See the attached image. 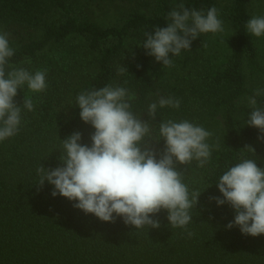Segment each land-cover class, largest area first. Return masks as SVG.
<instances>
[{
  "label": "trees",
  "instance_id": "16d2710c",
  "mask_svg": "<svg viewBox=\"0 0 264 264\" xmlns=\"http://www.w3.org/2000/svg\"><path fill=\"white\" fill-rule=\"evenodd\" d=\"M261 2L185 0L186 8L205 14L215 6L224 30L201 34L165 67L142 45L146 32L167 26L169 12L177 8L171 0H142L122 20L108 22L91 19L77 0H0V33L8 34L14 49L6 74L13 68L34 74L45 62L48 67L45 90L30 96L33 110L22 108L18 132L0 141V264H264V235L228 229L234 210L209 201L221 197L216 184L242 159L264 168V141L246 124L252 111L248 98L264 90V56L246 31ZM61 51L70 66L56 59ZM120 67L127 71L118 73ZM109 85L133 97L130 111L148 123L144 141L158 154L165 146L161 122L188 121L212 133L203 167L195 160L176 166L189 193H201L185 228H173L166 210L154 217L159 229H136L121 218L102 222L75 209L74 202L52 197L47 182L38 190L37 168L61 166L64 139L79 132L81 143L91 145L95 130L81 120L77 96ZM27 91L26 85L18 89L17 106H23ZM161 97L180 100V107L161 108ZM256 100L264 108V91ZM154 102L153 118L148 110Z\"/></svg>",
  "mask_w": 264,
  "mask_h": 264
},
{
  "label": "clouds",
  "instance_id": "9594fccd",
  "mask_svg": "<svg viewBox=\"0 0 264 264\" xmlns=\"http://www.w3.org/2000/svg\"><path fill=\"white\" fill-rule=\"evenodd\" d=\"M168 20L166 27L146 32L142 45L147 55L165 67L173 64L170 56L190 50L201 34L224 30L215 6L205 14L181 3L169 12ZM246 31L252 37L264 36V16L249 19ZM13 55L8 34L0 33V141L18 132L22 108L33 110L31 98L25 97L22 107L14 102L18 89L26 85L32 92H42L46 88V70L33 74L24 68H13L6 74L5 66ZM125 71L124 67L118 68V73ZM262 91L257 89L248 98L252 111L246 124L258 129V140L264 141V108L257 107L256 100ZM131 99L126 88L111 85L79 94L80 118L95 130L90 136L91 145L81 143L79 132L64 139L61 166L37 168L38 190L47 182L53 186L52 197L59 195L74 202L75 209L102 222L115 223L121 218L126 226L136 229H159L160 221L154 217L166 210V219L173 228H185L192 219L189 210L197 205L201 193H189L184 174L176 166L195 160L203 167L211 155L206 140L212 133L188 121L161 122L159 133L165 146L158 154L150 142L144 141L149 125L130 111ZM158 104L161 108H179L180 100L161 97ZM156 109L157 103L149 105L153 118ZM246 149L254 152L251 147ZM216 185L222 198L209 197V201H215L217 206L227 204L235 212L227 228L238 227L245 236L264 235V168L254 160L242 159L225 171Z\"/></svg>",
  "mask_w": 264,
  "mask_h": 264
},
{
  "label": "rangeland",
  "instance_id": "374dc122",
  "mask_svg": "<svg viewBox=\"0 0 264 264\" xmlns=\"http://www.w3.org/2000/svg\"><path fill=\"white\" fill-rule=\"evenodd\" d=\"M80 5L83 7L84 12L91 17L93 20H102L103 22L110 21H119L128 16L134 9L138 8L142 0H77ZM172 3L177 6L179 4H183L185 0H171ZM255 11V16H264V2L258 4L257 9ZM257 41L261 47V54L264 56V36L257 38ZM61 54L56 55V59L59 63L63 65L70 66L71 61L68 55L61 51ZM52 55V54H51ZM74 58L76 60V64L79 68H83V59L81 56L77 55V52L73 53ZM48 67L46 62L41 64L37 70L47 71ZM28 89V88H27ZM28 97L31 98V94L33 93L28 89L27 91Z\"/></svg>",
  "mask_w": 264,
  "mask_h": 264
}]
</instances>
